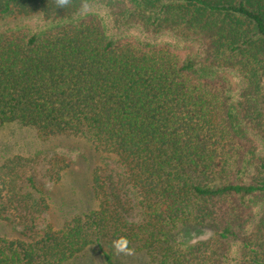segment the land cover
<instances>
[{
  "label": "trees",
  "instance_id": "trees-1",
  "mask_svg": "<svg viewBox=\"0 0 264 264\" xmlns=\"http://www.w3.org/2000/svg\"><path fill=\"white\" fill-rule=\"evenodd\" d=\"M13 123L100 161L93 206L55 227L70 149L3 158L0 264H114L121 239L141 264H264V0H0Z\"/></svg>",
  "mask_w": 264,
  "mask_h": 264
},
{
  "label": "rangeland",
  "instance_id": "rangeland-1",
  "mask_svg": "<svg viewBox=\"0 0 264 264\" xmlns=\"http://www.w3.org/2000/svg\"><path fill=\"white\" fill-rule=\"evenodd\" d=\"M92 5L94 4L92 3ZM86 10L91 11L92 7H88ZM29 23H32V20ZM55 145L68 147L73 158L70 170L64 173L61 182L53 186L50 185L48 188L50 208L47 212V219L55 227H58L74 212L93 206L94 203L88 189L89 174L90 169L100 161L99 154L92 149L84 138L61 136L43 141L29 127L13 123L0 128V163L3 158L15 154L30 155L37 149ZM0 234L15 237L17 233L11 226L0 223ZM209 234L208 228H192L187 231L186 235L191 242H194L205 239ZM114 258V264L142 263L138 257L121 252H117ZM87 259L88 262L84 264H101L96 251L92 248Z\"/></svg>",
  "mask_w": 264,
  "mask_h": 264
},
{
  "label": "clouds",
  "instance_id": "clouds-1",
  "mask_svg": "<svg viewBox=\"0 0 264 264\" xmlns=\"http://www.w3.org/2000/svg\"><path fill=\"white\" fill-rule=\"evenodd\" d=\"M68 3H69V0H57V6L58 7H64ZM113 246L115 247L116 251H118V252L127 251L126 241H124L122 239L121 240L114 241V245Z\"/></svg>",
  "mask_w": 264,
  "mask_h": 264
}]
</instances>
